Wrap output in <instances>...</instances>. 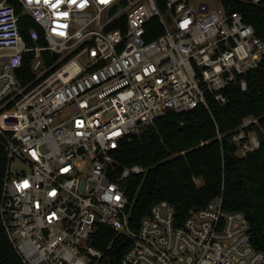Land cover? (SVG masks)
<instances>
[{
    "label": "built area",
    "instance_id": "1",
    "mask_svg": "<svg viewBox=\"0 0 264 264\" xmlns=\"http://www.w3.org/2000/svg\"><path fill=\"white\" fill-rule=\"evenodd\" d=\"M18 1L22 13L0 0V218L23 264H99L103 226L131 240L121 264H264L245 213L226 209L222 195L181 221L158 201L131 228L127 183L145 169L118 172L114 156L165 114L209 109V98L226 106L233 83L246 90L264 41L242 13L224 0L220 9L193 0ZM24 16L37 23L31 45ZM257 124L246 117L232 133L241 155L260 147Z\"/></svg>",
    "mask_w": 264,
    "mask_h": 264
},
{
    "label": "trees",
    "instance_id": "2",
    "mask_svg": "<svg viewBox=\"0 0 264 264\" xmlns=\"http://www.w3.org/2000/svg\"><path fill=\"white\" fill-rule=\"evenodd\" d=\"M9 2L18 13L23 12L18 0ZM157 3L163 7L165 0H157ZM224 3L229 11L241 12L264 41L263 7L233 0H224ZM32 26L37 27V23L31 17L21 18L20 30L28 45L32 44L28 34ZM40 34L42 42L43 32ZM28 63L26 59L25 69ZM245 78L246 90H242L238 82L225 89L229 99L226 106L209 98V109L198 105L181 113L169 112L140 135H131L121 142L114 155L116 171L133 164L145 169L127 183L131 228L137 229L158 201L172 203L181 221L191 210L203 208L222 195L226 209L245 213L251 226L252 243L256 249L264 251V57ZM246 117L258 121L253 128L259 135L260 147L241 155L232 133ZM5 167L6 152L0 143V201ZM130 246L127 235L103 226L97 236V247L104 252L99 264H121ZM0 264H23L1 218Z\"/></svg>",
    "mask_w": 264,
    "mask_h": 264
},
{
    "label": "rangeland",
    "instance_id": "3",
    "mask_svg": "<svg viewBox=\"0 0 264 264\" xmlns=\"http://www.w3.org/2000/svg\"><path fill=\"white\" fill-rule=\"evenodd\" d=\"M192 2L195 6H198L200 3H207L212 9H220L222 7L221 0H193ZM11 168L13 170H19L22 168L27 169V167L19 161H12ZM197 183L200 184L201 181L197 180Z\"/></svg>",
    "mask_w": 264,
    "mask_h": 264
},
{
    "label": "water",
    "instance_id": "4",
    "mask_svg": "<svg viewBox=\"0 0 264 264\" xmlns=\"http://www.w3.org/2000/svg\"><path fill=\"white\" fill-rule=\"evenodd\" d=\"M115 9H116V6H114V7L111 9L110 13H113V12L115 11Z\"/></svg>",
    "mask_w": 264,
    "mask_h": 264
}]
</instances>
